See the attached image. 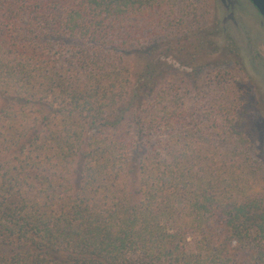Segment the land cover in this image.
Segmentation results:
<instances>
[{
    "label": "trees",
    "instance_id": "16d2710c",
    "mask_svg": "<svg viewBox=\"0 0 264 264\" xmlns=\"http://www.w3.org/2000/svg\"><path fill=\"white\" fill-rule=\"evenodd\" d=\"M167 3L0 0V264H264L250 99L184 110L132 22Z\"/></svg>",
    "mask_w": 264,
    "mask_h": 264
},
{
    "label": "rangeland",
    "instance_id": "374dc122",
    "mask_svg": "<svg viewBox=\"0 0 264 264\" xmlns=\"http://www.w3.org/2000/svg\"><path fill=\"white\" fill-rule=\"evenodd\" d=\"M237 1L239 6L232 18L219 0H166L167 4L148 11L147 28L144 16L132 22L144 29L142 43H160L159 54L167 67L165 78L172 95L180 99L188 113L206 110L199 103L201 96L205 100L209 96H229L233 87L249 97L246 118L253 117L252 126L260 131L253 140L254 145L263 148L253 157L259 162L264 159V74L260 68V60L264 62V22L248 0ZM199 42L204 48H198ZM127 60L132 74L141 70L142 62L135 54ZM191 68L199 74L195 76ZM219 74L226 79L219 86L222 89L215 84Z\"/></svg>",
    "mask_w": 264,
    "mask_h": 264
},
{
    "label": "flooded vegetation",
    "instance_id": "af4514ba",
    "mask_svg": "<svg viewBox=\"0 0 264 264\" xmlns=\"http://www.w3.org/2000/svg\"><path fill=\"white\" fill-rule=\"evenodd\" d=\"M220 1V4L221 6L223 7V9L225 11H229L230 14H229V18H232L233 16V12L236 10V8L239 6L238 5V1L237 0H219ZM256 10V9H255ZM257 11V10H256ZM258 13V12H257ZM259 14V13H258ZM262 18V17H261ZM263 19V18H262ZM263 22H264V19H263ZM260 68L263 70V74H264V62H262L260 60Z\"/></svg>",
    "mask_w": 264,
    "mask_h": 264
},
{
    "label": "water",
    "instance_id": "95a60500",
    "mask_svg": "<svg viewBox=\"0 0 264 264\" xmlns=\"http://www.w3.org/2000/svg\"><path fill=\"white\" fill-rule=\"evenodd\" d=\"M264 19V0H248Z\"/></svg>",
    "mask_w": 264,
    "mask_h": 264
}]
</instances>
